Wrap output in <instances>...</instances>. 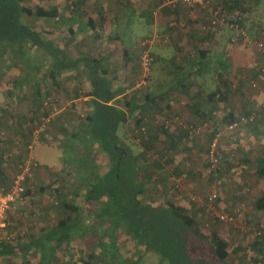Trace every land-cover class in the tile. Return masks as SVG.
I'll use <instances>...</instances> for the list:
<instances>
[{
    "label": "crops",
    "instance_id": "obj_1",
    "mask_svg": "<svg viewBox=\"0 0 264 264\" xmlns=\"http://www.w3.org/2000/svg\"><path fill=\"white\" fill-rule=\"evenodd\" d=\"M212 1L215 10H220L229 18L241 17L244 25L246 17L239 10L246 8L247 3L253 0ZM255 1L264 3V0ZM242 3H246L243 8L239 6ZM54 7L56 16L49 29L42 25L31 29L25 25L34 33L42 36L45 34L52 44L53 52L58 53L57 59L49 56L47 62L43 57L44 50L28 43L24 44L22 56L12 57L20 67L18 72L5 65L11 58L8 53L0 59V80L19 79L9 87L0 88V95L16 97L19 100L17 106H21L24 99L28 98L29 101L32 99L30 96L34 95L26 96V92L22 93L21 90L27 88L24 86L29 85L31 79L49 78V71L53 77L55 75V79L51 78V98H54L59 108L52 123L37 142H33L31 134L39 125L38 116L29 121L19 117L0 120V191L4 189L1 188L5 180L4 169L16 170L19 163L22 164L29 155L38 163L27 181V194L9 216L11 221L18 218L21 229L34 237L40 229L39 236L33 238L35 240L49 233L53 227L45 228L46 219L56 216L57 209L54 210V206L59 204L62 207V202L71 201L68 189H72L67 177L75 170L69 168L71 173L64 170L70 158L67 154H73L71 159L74 157L75 160L72 162L80 165V161L85 160L87 163H95L93 157L88 156L92 154L93 147L87 148L89 142L86 139L95 121H100L101 125L108 124L106 126L118 125V130L110 134L112 143L123 144L126 142L123 138H130L127 142L134 143L136 120L134 123L132 109L139 107L142 104L139 100L144 98L145 101L148 95L154 102L146 108L145 113L149 117L145 121L155 129L153 136L160 138L164 144L168 140L170 147L173 146L169 154H164L163 159V167L170 165V170L163 169L168 180L173 181L174 175L183 179L191 178L197 192H204L205 195L216 192L219 198L226 199L215 204L222 209L220 211L233 208L231 213L239 211L240 220L246 219L250 224L258 223L264 230V208L259 209L264 206V172L261 175V171H264V137L257 134L259 129H264V92L253 99L250 90L251 85H259L264 89V51L259 53L255 46H248L243 41L233 42L235 33L227 27L217 31L205 29L210 22L211 12L207 9H192L185 4L176 9L177 4H169L164 0H71L67 4L61 0ZM133 24L137 26L134 29L136 43L129 48V44L125 46L121 39L124 31H132ZM253 38L264 41V25L258 28ZM144 51H149L154 61L158 59L166 65L172 64L176 75L175 84L160 93L145 92L150 75L147 76L142 67ZM29 69H34L32 75H29ZM42 70L47 71L45 76L43 73L41 75ZM32 92L41 95L39 89ZM214 92L218 93L216 97L212 96ZM138 93H142V96L139 97ZM40 104L34 98L31 106H27L33 113L40 109ZM3 106L5 108L2 109L6 110L7 105ZM232 114L235 120L253 115L257 117V122L254 126L241 127L233 138L231 135L223 137L222 134L220 146L225 170L211 177L212 174L204 170V167L210 168L206 155L208 144L217 128L227 132L226 126L218 125ZM123 115L126 119L124 135L119 130L124 123ZM155 117L158 119L153 122ZM165 119L172 127L167 135L163 134L160 127L157 129ZM204 123L208 126L203 128L201 134L189 136L185 131L192 126L203 127ZM3 129L7 131L6 135ZM94 133L97 134V131ZM97 136H100V132ZM30 144H33L31 149ZM68 148L69 151L66 150ZM117 152L124 154L122 147ZM155 158L158 159L156 155ZM74 163L73 166L80 169L76 171L80 177L79 171L83 167ZM232 175L241 183L228 182L231 177L235 178ZM169 185L164 183L159 186L170 192L176 190L175 183L172 185L169 182ZM82 186L77 189L78 196L89 190ZM146 188L148 197L161 204L155 203L156 206L168 208L171 203L180 207L182 203L181 200L174 203L165 195L158 196L149 185ZM240 205L244 206L243 213L238 209ZM184 210L193 223L189 228L190 237L203 242V230L197 231L195 221L199 219L198 223L202 224L207 217L195 218ZM32 215L39 219L49 217L39 225L35 219L32 220ZM221 231L223 234H215L228 244V264H250L248 260L242 263L244 256L241 257L240 252L245 248H241L240 241L235 243L236 238L240 239L237 231L233 233L228 228H222ZM249 234L257 236L256 228H250ZM247 238L254 239L250 248L257 250V264H264V236ZM233 241L234 245L231 246ZM193 245L190 244L186 252H181L191 260L179 256L176 258L178 262L200 264Z\"/></svg>",
    "mask_w": 264,
    "mask_h": 264
},
{
    "label": "rangeland",
    "instance_id": "obj_2",
    "mask_svg": "<svg viewBox=\"0 0 264 264\" xmlns=\"http://www.w3.org/2000/svg\"><path fill=\"white\" fill-rule=\"evenodd\" d=\"M61 0H28L26 2V6H28L31 9H36L37 7H43V9L47 10L48 12L53 11V9L55 8L54 5H57L58 3H60ZM69 1L71 0H63V2L66 4L69 3ZM260 1H255L253 0L252 3H247V7L243 8V6H246V3H242V5H239L240 7H242L243 9L239 10L240 13H242L244 15V17H246V25L247 27L250 29H252L254 32L258 30L259 27H261V25H264V11H262L261 9H264V3H259ZM264 2V1H263ZM240 3V1H239ZM241 4V3H240ZM248 4H250L248 6ZM254 6V7H253ZM216 6L214 5L213 1L211 0V4H210V9L208 10L209 12H211L212 9H215ZM254 8H256L255 10H253ZM54 20L50 17H48L47 19H40L34 16H23L22 17V22L23 24H26L28 27H30L31 29L39 27V26H43V28L49 29L50 25L52 24ZM137 26L136 25H132L131 29L132 31L128 32V30L123 32V37L121 39V43H124L125 46H128L129 44V48H131L134 43H136V39L135 36L136 32H134V29H136ZM230 31V28H227ZM231 32V31H230ZM248 32V31H247ZM249 33V32H248ZM250 34V33H249ZM255 34V33H254ZM250 36L253 37V35L250 34ZM231 39V37H230ZM43 51V50H42ZM262 53V52H259ZM264 53V52H263ZM9 56L12 57H18V55L14 52V50L11 48H9V52H8ZM20 55V54H19ZM43 57H45V60L48 62L50 57L47 55L46 52H43ZM153 57V56H152ZM7 57H5L6 59ZM9 58L8 61H6L5 65H9L13 70H15V72H18V68L20 70V67H18L16 60L14 58ZM16 63V64H15ZM49 64V63H48ZM34 69H29L28 72L29 75H32L31 71H33ZM174 69H172V64L166 65L163 61L161 60H153L151 67H150V72L149 74H146L147 76L150 75L148 77L147 80V86L144 88L145 92H155V93H160L162 91H164L168 86H171L173 84H175V72H173ZM27 72V73H28ZM260 72H262L261 68H260ZM264 72V70H263ZM262 72V73H263ZM42 73L44 74V76L46 75L44 73V71H41V75ZM141 73V72H140ZM18 78L16 79H11V80H0V88L2 87H9L10 84L16 83L18 82ZM140 81V80H139ZM143 81H146V79H144ZM29 85H25L23 90H21V92H26V96H30V94H34L32 96H30L32 99L35 98L36 102H38V105L40 104V109H38V111L36 112H30L29 111V107L27 106V104H29V106H31V100L28 98L23 100V103H21V106H17V103L19 102V100L16 97H9L8 95L3 96L0 95V120L4 119V120H8L10 118H14V117H19L21 119H25L26 121H29L30 119H34V117L38 116V118L41 121V115H43L44 113V109L46 107H44V103L46 100L51 98V79L50 78H46V80L44 82L39 81V79H31L29 81ZM35 89H39L41 95L37 96L35 95V93H33L32 91H34ZM250 90L252 91L253 94V99H256L255 97H258L259 95H261L264 92L263 87L261 86H252ZM1 92V91H0ZM139 97L142 96V93H138ZM54 99V98H53ZM144 100V98H141L139 100L140 103H142ZM3 104L7 105V109L3 110L2 108H5L4 106L2 107ZM14 104V106L12 105ZM10 107V108H8ZM38 107V106H36ZM58 108V106H56ZM140 107V106H139ZM35 108V107H34ZM42 108H44L42 110ZM59 109V108H58ZM57 109V111H58ZM144 111V110H143ZM143 111H140L139 109L134 112V123L135 120L139 118V115L141 116V114L143 113ZM36 113H38L36 115ZM30 115V117H29ZM253 116V115H250ZM257 117H255V120L249 124V125H253L257 122L256 121ZM40 123V122H39ZM246 125V126H247ZM256 125V124H255ZM138 127L134 128V142L136 145H134L133 141L130 142L131 146H127V147H131L133 151L135 152H139L140 150L144 149L146 151H148V149L146 147H143L141 142L139 141V139H137V135L140 134V132H137ZM120 132L124 135L125 134V130H126V124L123 123L121 124L120 128H119ZM141 131V129H140ZM259 132H257V134L259 136L264 137V129H259ZM2 132L4 133V135L7 134L6 130H2ZM128 132V129H127ZM236 132V131H235ZM229 131H225L223 130V137H225L226 135H232L235 134ZM130 134V133H129ZM3 135V136H4ZM125 139V138H123ZM129 140V139H128ZM132 140V139H131ZM138 140V141H137ZM98 141V140H96ZM129 144V143H128ZM127 144V145H128ZM104 145V144H103ZM66 146V145H64ZM209 146V144H208ZM71 148V147H70ZM66 149L69 151V149ZM153 154V153H152ZM73 154H67V156H70V158L68 159V162L70 163H66L64 170H69L72 168L73 170H75V172H72V169L70 171V175H68V179H70V187L72 190L68 189V193L71 196V201L68 200L69 205H75L77 207H80V215H81V220H82V225H84V228L82 230V232L80 233V237L77 238L72 245L70 246H63V248H61L59 251L56 252L55 256L52 259V263L51 264H181L180 262H172V259L170 257L167 256H162L161 254L163 253H167V254H171L172 250L171 247H174L176 245L174 244H180V242H174L173 238L171 237L172 240L167 239L168 235L167 232L165 231V229L163 228V224H160V218H158L159 216H161L162 211L161 210H157V204H159V202L152 200L151 197H148V190L146 192L145 195L140 196L139 199H141V205L144 207L143 209L139 208L138 209V214L144 217L145 211L147 210L148 212L151 213V219L148 216V219H146L144 217V220L142 223H144L141 227V221L140 219H136L134 220V232H136V230H140V227L142 228L137 234H136V238L132 236V233L128 232L127 230V225L122 221L121 218H113L112 220L109 219V217L107 216V214L102 213L105 212V205L107 204V202L105 203L104 201H100V202H92L91 200H87V196L84 193L82 196H78L77 193V189L80 188V181L78 182L79 176L76 175V171H78L76 166H73V159L74 157L71 159V156ZM207 155V154H206ZM221 164L218 168H211L210 164V168L207 169V167H204L205 171H209L212 175L211 177L215 176L216 173H220V171H224V159H223V153L221 151ZM89 157H93L92 160H95V163L92 166V168L88 165V163L85 161H80V163L77 166H80V168L83 167V165L85 164V166H87L88 168H86V171L83 167L82 171H79L81 173V177L82 179H84V177L86 178V182L85 183H81L82 188H87L90 186V179H93L95 181H99V180H103V178L106 176V174L110 171L111 168H113L112 166V161H109L107 159V155L106 152L104 150V147L102 146V144L100 142H97L95 145H93V151L92 154L89 155ZM98 157V158H96ZM239 157L237 156V159ZM75 160V159H74ZM208 161V159H207ZM72 162V163H71ZM76 162V161H75ZM209 163V162H208ZM21 163H19L20 165ZM75 164V163H74ZM17 166L18 168L20 166ZM262 167L264 168V164H262ZM16 170H19V169ZM70 168V169H69ZM164 169H168L170 170V165H165V167H163ZM5 170V180L3 185L1 186V188L7 189L11 186V182L13 180V178L15 177V175L17 174L18 171L16 170ZM80 170V169H79ZM14 172V173H13ZM13 173V174H12ZM83 173V174H82ZM175 178L173 181L168 180V176L166 175V171H164L163 169L157 174V176L154 178V180L149 183L148 185L152 187L153 190H155L158 194V196H162L165 195L166 198H171V200L175 203L178 200H181L182 203L180 205V207H182L183 209H186L187 212L189 213V215H193L197 217H207L204 218L202 224H199L198 220H196L195 222L197 223L198 226H196V228L198 229L197 231H200V229L203 230V234L206 235L207 234H212V233H222L221 231L222 228H228V230H230L231 232H235L237 231V235L240 237V239L236 238V244L237 242L240 241L241 244V248H245L244 251L240 252L241 257H243V261L242 263H245L247 260L250 264H257L259 261V256L257 254V250L253 247L250 248V244H252V242L254 241V239L248 240L247 237H251L254 236V238H263L264 236V230L261 228V225L258 223H248V220L246 219H242L240 220V218L238 217V221L234 224H228V223H221L218 219H217V213L221 212L219 207H217L215 204L220 201H224L226 200L219 198L220 196L218 195V193L213 192L210 194H217L218 195V199L216 200L215 203H213L212 205H202L200 203H197L195 201H193V198H201V197H205L207 195L200 192H197L195 190V186L191 183V178H179L176 177V175H174ZM235 176V175H232ZM186 179V180H185ZM105 181V180H104ZM234 184H240L241 181L238 180V178L231 177L228 182H233ZM92 182V181H91ZM170 184L173 185V183H175L174 188H176V190H172L171 192L169 190H165L162 187L163 186H159L162 184ZM262 183L264 184V180L262 181ZM159 184V185H158ZM214 185L215 182H214ZM134 186V185H133ZM220 186V185H219ZM222 188L224 187V184L221 185ZM154 187V188H153ZM129 188V187H128ZM27 194V193H26ZM82 194V193H80ZM59 202V201H58ZM156 203V205H155ZM112 203L110 202L108 204V206H110ZM149 204H153L150 205ZM228 205V204H227ZM112 209L115 211H118L119 208L113 204ZM231 208V207H230ZM244 206L240 205L238 207V209L241 210V213L244 212L243 210ZM54 210L57 209V214L54 217H49V216H44L42 218L39 219L33 217L34 215H32V220H36L38 222V224L40 225V222L42 223V221L45 218L47 222H46V226L45 228H51L57 225V223L66 218L67 216H73L74 214L72 212L66 211L63 206L61 207L59 204L55 205ZM162 209V208H161ZM233 209V208H232ZM232 209H225L228 212L229 211H233ZM52 210V211H54ZM55 211V212H56ZM146 211V212H147ZM240 213V215H241ZM145 215H148L145 214ZM57 217V218H56ZM201 217V218H202ZM10 220V221H9ZM156 220V221H154ZM247 226L248 228H256L261 230L262 235L261 236H255V235H251L248 233H244L242 231V228L244 226ZM21 225L19 223V219H11L8 218V221L6 222L5 226L4 225H0V244L4 245L5 243H10L12 242L13 245H25L27 244L30 240H35L33 238H36L39 236L40 234V229H39V234L37 232V236H32V235H28V233L26 234L22 229H21ZM42 227V225L40 226V228ZM161 230H163L165 233L162 234ZM233 232V233H234ZM25 233V234H24ZM41 234H42V230H41ZM30 236V237H29ZM157 238L158 241L156 242H149V240L152 237ZM191 242L192 244H195L196 246H194L196 248V251L198 253L197 257L199 259L200 264H228V260H225L224 262L222 261H215L214 258V248L213 246L210 244L209 241L207 240H203V242L201 240H199L196 237H191ZM234 241L232 242L233 246ZM244 243H247V245H244ZM177 244V245H178ZM240 244L238 246H240ZM186 246V245H185ZM236 246V247H238ZM151 247V248H150ZM187 247V246H186ZM235 247V248H236ZM155 248H159L160 252H156ZM178 249L180 247H177ZM241 250V249H240ZM146 251H149L150 253L146 254ZM23 255H19L18 257H8V256H2L0 257V264H28L25 262V260L22 257ZM33 262H35L37 260V258H33ZM216 259V258H215ZM188 260L190 261L191 259L188 258ZM193 261H195L194 259H192ZM213 260V261H210ZM247 262V263H248ZM185 264V263H183Z\"/></svg>",
    "mask_w": 264,
    "mask_h": 264
},
{
    "label": "trees",
    "instance_id": "obj_3",
    "mask_svg": "<svg viewBox=\"0 0 264 264\" xmlns=\"http://www.w3.org/2000/svg\"><path fill=\"white\" fill-rule=\"evenodd\" d=\"M27 1L28 0H0V59L9 52V48H12L15 53L17 52V55L20 53L18 56H22L24 54L23 51L25 50V43H28L27 45L32 44L33 47L42 49L47 53L48 56H52L57 59L58 53L53 52L54 49L52 44L50 40L45 37V34L42 36V34L30 31V29L22 22V17L25 15L30 17L34 16L44 20L48 17L55 19L56 9L50 12L43 9V7L31 9L25 5ZM209 1L211 2V0ZM181 5L184 4L178 3L176 9H178ZM244 26L251 35L257 33L251 28L249 29L246 25V22H244ZM46 72L47 71H44V73ZM47 73L50 79H55V75L53 77L51 72L48 71ZM42 79L43 78H40L39 81L44 82L46 80ZM217 95L218 93L214 92L212 96L216 97ZM153 102L154 99L150 100L147 95L146 100L142 102L140 107H136L140 111L144 110L141 116L139 115V118L136 119L135 128L138 127L137 130L140 132V134L137 135V137L142 146L146 147L148 151L142 149L139 152H135L131 147H127L131 146L130 142H127L130 141V138L129 140L124 139V141L127 143H112L110 134L114 133L115 130H118L117 124L113 126L112 124L106 126L108 124L101 125L100 121H95L94 126L88 130V136L86 137L87 141L89 142L87 148L91 146L93 147V145H95L97 142H100L104 147L106 154L108 155V160L113 162V168L110 169L103 180H99L97 182L93 179H90L92 182L90 181V186L87 187L89 190L87 191L86 196L89 200L94 202H107L105 205V212L102 211V213L107 214L110 220L115 217L121 218L122 221L127 225L128 232L132 233V236L135 238L136 234L142 229L141 227L144 224L142 223L144 217L148 219L149 216L151 219V213L147 210V212L145 211V214L148 213V215L144 214V217L142 216L143 214H138V209L144 208L141 205L142 203L139 197L146 192L147 185L154 180V178L162 169H164V154H169L170 148L173 147H170L168 140H166V143L164 144V142L160 141V138L153 136L155 129L149 127L150 124L146 123L145 121L147 120V117H149V115L145 113L146 108ZM136 108L133 107V113L134 111L136 112ZM156 119H158V117H155L153 122H155ZM235 119V116L232 114L226 117L218 126H228L229 124L235 122ZM123 121L124 123L126 121L125 115H123ZM98 126H101V128ZM158 128L162 130L164 135H167L171 131L172 127L168 124V120L165 119V121H163L161 125L157 127V129ZM95 131H97V134L94 133ZM185 131L189 135L188 128H186ZM99 132L100 136L98 137L97 135ZM134 145H136L135 142ZM121 147L124 152L123 155H121L120 152H117V149H120ZM155 155L158 157V159L155 158ZM75 164H78V162ZM88 165L92 168L91 165H93V163H90L89 161ZM83 167L88 168L85 166V164ZM263 172L264 171L262 170L261 175H263ZM78 181H81V188V183H85L86 178L84 177V179H82L80 176ZM110 202L112 204L108 206ZM113 204L119 208L118 211L112 209L111 206ZM62 206L67 211L72 212L74 217L67 216L66 218L60 220L49 233L41 236L37 240H30L26 245H13L12 242H7L4 245L0 244V257H18L20 254H22L23 259L28 264H51L56 252L63 248V246L72 245V243L80 237L79 235L84 228V225H82L81 215L79 213L80 207L69 205L67 202H62ZM156 208L157 210L162 211L161 216L158 218H160V224H163V228L167 232V239L172 240V237L174 242L182 241L180 244L177 243L178 245L174 244L176 246L171 247V254L162 253L161 255L170 257L171 259L173 258L172 262H178V259L176 258L179 256L188 258L185 253L181 252L188 249L190 244H192L190 237L191 234H189V228H191L193 224L192 219L185 215V210L182 207H179L175 204L170 203L168 208L163 206H157ZM263 208L264 206L259 207V209ZM136 219H140L141 227L140 230L138 229L136 232H134V220ZM161 233L164 234L165 232L161 230ZM206 236L207 237L204 235V239L209 241L214 248V256L216 258H214V260L222 262L227 260L229 256L228 244L218 234L212 233L207 234ZM156 241H158L156 236L149 240V242ZM177 247L180 248L178 249ZM155 251L160 252V249L155 248ZM33 258H37V260L33 262Z\"/></svg>",
    "mask_w": 264,
    "mask_h": 264
},
{
    "label": "built area",
    "instance_id": "obj_4",
    "mask_svg": "<svg viewBox=\"0 0 264 264\" xmlns=\"http://www.w3.org/2000/svg\"><path fill=\"white\" fill-rule=\"evenodd\" d=\"M169 4H178L184 3L186 6L195 9H210L211 2L209 0H164ZM222 27L230 28L235 34L233 36V42L237 43L243 41L248 46H255L259 52L264 51V41L258 38H253L245 30L243 25V20L241 17L229 18L226 14L222 13L220 10H211V19L210 22L205 26V29L210 31H217ZM153 62V57L149 51H144L142 55V67L146 74H149L150 67ZM46 107L41 117L39 125L32 131L33 142H37L41 135L45 133L48 126L52 123V120L55 118L57 113L56 101L52 98L48 99L44 103ZM255 120L254 116H242L235 122L226 126V130L234 133L238 129ZM208 124L204 123L203 127L192 126L188 127L189 135L195 136L202 133L203 128L207 127ZM222 130L217 128L213 133V138L209 144L207 159L210 166L215 169L218 168L221 164V140H222ZM233 135L231 137L233 138ZM33 147V144L29 145V149ZM38 163L35 161L33 156H30L20 165L19 170L11 186L7 189L0 191V225L6 224L10 214L18 207V204L23 200L27 193V181L32 177L34 167H37ZM218 199L217 194H209L201 198H193L192 200L200 203L202 205H212ZM238 212L231 211H221L217 213V219L221 223H228L234 225L238 219ZM257 230V235L261 236L262 231ZM244 233L250 232V228L246 225L242 228Z\"/></svg>",
    "mask_w": 264,
    "mask_h": 264
}]
</instances>
